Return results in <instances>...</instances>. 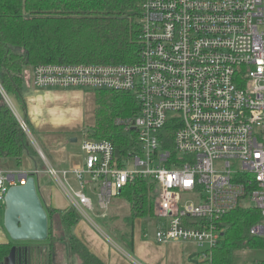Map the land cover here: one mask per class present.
<instances>
[{
    "label": "built area",
    "instance_id": "1",
    "mask_svg": "<svg viewBox=\"0 0 264 264\" xmlns=\"http://www.w3.org/2000/svg\"><path fill=\"white\" fill-rule=\"evenodd\" d=\"M140 28L137 64L42 65L31 73L39 89L131 92L139 111L115 124L136 133L137 150L122 157L113 142L88 139L82 158L57 170L35 142L44 171L0 169V202L10 187L45 173L95 225L90 213L105 217L128 184L147 179L156 187L154 240L191 243L195 264H214L233 211L258 210L250 234L264 238V0H145Z\"/></svg>",
    "mask_w": 264,
    "mask_h": 264
},
{
    "label": "trees",
    "instance_id": "2",
    "mask_svg": "<svg viewBox=\"0 0 264 264\" xmlns=\"http://www.w3.org/2000/svg\"><path fill=\"white\" fill-rule=\"evenodd\" d=\"M144 1L0 0V88L26 111L23 88L28 75L38 66L137 64ZM94 93L95 124L84 131L86 137L109 140L119 155L128 157L137 150L136 133L124 132L115 121L138 113L135 96L113 89H98ZM25 155L39 167L42 159L34 143L0 90V167L6 165L20 171ZM34 177L39 183L41 174ZM120 197L130 205L128 222L133 228L137 220L156 221V187L149 180L138 178L122 190ZM45 207L49 216L48 241L53 251L63 244L82 264H103L74 234L81 216L73 207ZM3 208L0 202L2 227ZM261 220L260 212L254 208L241 207L225 216L226 232L213 251L214 264H245L240 257L242 252H264V238L250 234ZM131 236L132 233L130 240H126L133 248ZM12 245L0 244V264H4Z\"/></svg>",
    "mask_w": 264,
    "mask_h": 264
},
{
    "label": "crops",
    "instance_id": "3",
    "mask_svg": "<svg viewBox=\"0 0 264 264\" xmlns=\"http://www.w3.org/2000/svg\"><path fill=\"white\" fill-rule=\"evenodd\" d=\"M84 91L85 90L79 89L35 88L32 82V75L29 74L23 88L27 110L22 111L17 103L15 105L18 113L27 121L30 129L32 128V134L34 131L38 134L39 139L36 138V140L45 147L50 163L57 170L71 169L73 162L83 156L81 146L78 151L75 149V146H70L72 143H79L78 138H75L73 135L82 132L73 128L71 124L76 123L79 125L77 120H80L82 114L88 119L89 112L95 122V107L92 103L90 94ZM83 100L86 101L85 108L83 106ZM88 101L92 104L91 111H89L90 105ZM33 135L35 137V134ZM73 139H77V142H72ZM2 166L0 167L2 170L16 171L15 169L6 167V165ZM36 169L44 171V169L40 170L39 167H36V164L29 155H25L23 167L20 171L31 172ZM43 176L49 175L41 173V177ZM54 181L57 183L56 180ZM70 182L75 188H78L73 176L70 177ZM50 196L49 198L44 196V202H46L45 204L47 206L62 210L71 207L60 194H57L55 198L54 195ZM2 228L3 227L0 226V244H8L10 241H8L5 230L3 229L4 231H1ZM74 234L86 244L89 250L96 255L103 264H135L130 259H127L123 253L110 247L108 242L101 239L96 233H93V235L90 234L85 238L81 233V229L77 226L74 229ZM132 244L134 252H136L138 258L141 260L140 264H188L187 262L190 254L188 250L186 252V246L190 248L195 246L191 243H169L167 245H160L154 240V237L152 239H144L140 237V235L136 237L135 232L132 238ZM194 256H196V254ZM61 260L63 262L65 261L64 251L60 256L58 264H63Z\"/></svg>",
    "mask_w": 264,
    "mask_h": 264
},
{
    "label": "rangeland",
    "instance_id": "4",
    "mask_svg": "<svg viewBox=\"0 0 264 264\" xmlns=\"http://www.w3.org/2000/svg\"><path fill=\"white\" fill-rule=\"evenodd\" d=\"M84 92L90 94V97L92 99V103L95 107L94 90H85ZM12 101L15 103L14 105H16L15 100L12 99ZM88 104L90 105L89 111H91L92 104L89 101H88ZM83 106H84V108L86 106L85 100H83ZM77 121H78L79 125H77L76 123H72L71 126L73 128H76L79 131H82L81 133H75L73 135V136H75V138H78L79 143L78 144L72 143L70 146H75V149L78 151L80 149V146H81L80 142L89 139L86 137V134L84 133L83 130L86 131V130L92 128V126L95 124V122H94V118L92 117L90 112L88 115V119H86L85 115L82 114V117L80 118V120H77ZM31 132H33V131L31 130ZM33 134H35V137ZM33 134H32L33 138H31V137H29V138L32 140V142L34 144H35V142L38 143V140H36V138L39 139L38 134L35 131ZM38 144L40 145V149L44 152L45 157L48 159L49 157H48L47 151L45 150V147L43 145H41L40 143H38ZM48 161H49V159H48ZM38 166H39L40 170H43L44 166H45L44 161L39 160ZM9 167L11 169H13V167H11V166H9ZM70 177H69V179H70ZM40 184H41V187H40ZM38 186H39V191H41V193L43 195V197L41 195L43 202H44V196L49 198L50 195L51 196L54 195V198H55L57 194H60L65 199L66 203L70 204L69 201L67 200L66 196L64 195L63 190L59 186V184H57L51 177H49V176L41 177V182L38 183ZM45 203L46 202H44V204ZM94 203L96 205V199L94 200ZM3 206H4V204H3ZM99 214H100V212H98V211L95 213H90V216H91L92 220L94 221L95 225L93 223L87 221L84 217L81 218L80 223L78 225V228L81 229V233L83 234V237L87 238L90 234L93 235V233H96L99 237H101V239L108 242V245L110 247H112L113 249H116L117 251H120L121 253H123L127 259H130L135 264H140L141 260L138 258L136 252H134L133 248H131V245L127 242L126 239L130 240V235L132 233V236H131V241H132V238L134 236V232H135L136 237L138 235H140V237H143L144 239H152L154 237V234H155L154 226L156 225V222H158V220L157 221L152 220V219L137 220L136 226L134 225V228H133V225H131V223L128 222V217L130 215V205L127 201H125L121 197H115L114 198L112 206L110 207V209L106 213L107 216L100 217V216H98ZM113 216H116V217H113ZM2 218H3V223H4V208H3ZM97 227H99L101 229L103 234L98 230ZM3 229L4 228H2L1 231L5 230V229L4 230ZM6 234H7V232H6ZM2 235H5V234H2ZM145 235H148V236H145ZM147 237H149V238H147ZM7 238H8V241H10V237L8 234H7ZM111 240L113 241L112 243H110ZM186 247H187L186 252L188 250L189 254H190L189 260L187 263L188 264H194L197 253H198V248L196 246H193L191 248L188 246H186ZM188 248H190V249H188ZM59 249H60L61 255H62L63 251L65 252V261L63 262L61 260L62 261L61 263H63V264H65V263L82 264V262L77 257H74L71 255V252L66 245L64 246L63 244H59ZM195 254H196V256H194ZM191 255H193V256H191ZM240 257H241V260L245 264H264V252L244 251V252H242Z\"/></svg>",
    "mask_w": 264,
    "mask_h": 264
},
{
    "label": "water",
    "instance_id": "5",
    "mask_svg": "<svg viewBox=\"0 0 264 264\" xmlns=\"http://www.w3.org/2000/svg\"><path fill=\"white\" fill-rule=\"evenodd\" d=\"M72 142H77L73 139ZM3 227L10 242H46L49 238V216L41 197L37 178L30 176L26 185L9 188L4 202ZM14 246L5 262L15 256Z\"/></svg>",
    "mask_w": 264,
    "mask_h": 264
},
{
    "label": "flooded vegetation",
    "instance_id": "6",
    "mask_svg": "<svg viewBox=\"0 0 264 264\" xmlns=\"http://www.w3.org/2000/svg\"><path fill=\"white\" fill-rule=\"evenodd\" d=\"M14 246L17 247L14 258L9 262H4V264H58L60 261L59 246H56L53 251L48 240L42 243H14L12 248Z\"/></svg>",
    "mask_w": 264,
    "mask_h": 264
}]
</instances>
